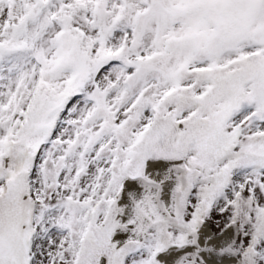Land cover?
<instances>
[{"label":"snow or ice","instance_id":"6c2138e0","mask_svg":"<svg viewBox=\"0 0 264 264\" xmlns=\"http://www.w3.org/2000/svg\"><path fill=\"white\" fill-rule=\"evenodd\" d=\"M0 264H264V0H0Z\"/></svg>","mask_w":264,"mask_h":264}]
</instances>
